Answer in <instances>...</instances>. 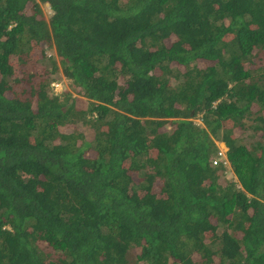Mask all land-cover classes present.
<instances>
[{"label": "trees", "instance_id": "1", "mask_svg": "<svg viewBox=\"0 0 264 264\" xmlns=\"http://www.w3.org/2000/svg\"><path fill=\"white\" fill-rule=\"evenodd\" d=\"M263 56L264 0H0V264H264Z\"/></svg>", "mask_w": 264, "mask_h": 264}, {"label": "rangeland", "instance_id": "2", "mask_svg": "<svg viewBox=\"0 0 264 264\" xmlns=\"http://www.w3.org/2000/svg\"><path fill=\"white\" fill-rule=\"evenodd\" d=\"M41 6L43 8V12H44L45 16L48 17V14H47V11H46V7H45L44 3H42ZM53 48H45V50L47 51L48 54H54V56H56L55 55V50ZM56 59H57V57H56ZM59 73L60 74H59V77H58V80H57L58 83H59V88H61L62 91H64L65 89L66 90H71L72 95L78 96L81 99H83V96H81L80 94L76 93L74 90L70 89L68 78L65 77L61 72H59ZM196 120H197V118H196ZM71 129H73V130L76 129L77 131H81L84 134V138L85 139H91L92 136H93V127H91L90 124L84 123V122H82L80 120H77L75 122L70 123L68 128H67V130H71ZM220 146L222 147V145H220ZM227 167H229V166H227ZM226 175L228 177H232L233 176L231 168L226 171Z\"/></svg>", "mask_w": 264, "mask_h": 264}, {"label": "clouds", "instance_id": "3", "mask_svg": "<svg viewBox=\"0 0 264 264\" xmlns=\"http://www.w3.org/2000/svg\"><path fill=\"white\" fill-rule=\"evenodd\" d=\"M55 54H56V51H55ZM62 74H63V73H62ZM63 75H64V74H63ZM64 76H65V75H64ZM65 77H66V76H65ZM51 86H52L53 92H55V93H58V92H61V91H62V89L59 88V83H58L57 80L51 81ZM196 118H197V120H198L199 122L196 120ZM196 118H195L194 120H195L197 123L202 124L201 119H200L199 117H196ZM216 142H217V145L219 146V154H220V155H218L217 157H215L214 160H223V161H224V164H225V170L227 171L228 169L231 168V166H230V164H229V161H228V159H227V156H226L227 146L225 145V142H224V141H216ZM220 145H222L223 148H222ZM227 166H229L230 168L227 167ZM231 170H232V168H231ZM232 173H233L234 179L236 180V176H235L233 170H232Z\"/></svg>", "mask_w": 264, "mask_h": 264}]
</instances>
